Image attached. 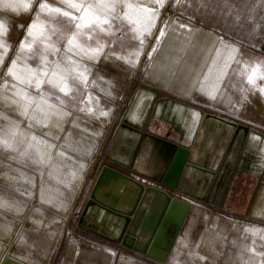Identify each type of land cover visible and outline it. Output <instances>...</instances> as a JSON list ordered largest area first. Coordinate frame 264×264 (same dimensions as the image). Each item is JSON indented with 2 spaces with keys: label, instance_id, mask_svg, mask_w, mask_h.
Here are the masks:
<instances>
[{
  "label": "crops",
  "instance_id": "1",
  "mask_svg": "<svg viewBox=\"0 0 264 264\" xmlns=\"http://www.w3.org/2000/svg\"><path fill=\"white\" fill-rule=\"evenodd\" d=\"M31 3L30 11L1 12L0 20L6 25L18 22L17 15L27 19L33 10V0ZM193 16V20L176 17L166 25L165 36L160 37L145 65L140 48L149 33L141 37L116 19L102 44L103 54L89 60L94 66L90 65L86 81L74 71H66L67 94L58 90L54 100L50 88L46 92L43 86L40 101L30 104L15 94L14 83L1 93V99L24 119L15 122L0 109V142L20 137L31 144L26 154H0L3 258L21 264H264V222L239 216L242 220L235 221L226 245L225 220L217 212L221 209L165 187L170 196L190 204L165 262L77 227L101 167L112 165L104 155L139 84L158 89L159 97L264 133V78L255 76L254 84L247 80L257 64L258 72L264 73V0H201L200 10L193 11ZM8 36L7 31L4 39L9 48L3 55L5 65L0 63V78L11 80L7 75L11 61L26 62L16 51L9 56L14 44ZM115 48L121 50L115 54ZM102 58L105 66L98 70ZM128 66L137 69L136 73ZM123 78H127L124 87L115 89L114 79L122 82ZM30 105L36 110L30 111ZM112 166L139 183L148 179ZM237 192L244 194L245 201L236 209L242 212L251 187L232 186L229 193L238 205ZM211 216L217 228L208 226Z\"/></svg>",
  "mask_w": 264,
  "mask_h": 264
},
{
  "label": "water",
  "instance_id": "2",
  "mask_svg": "<svg viewBox=\"0 0 264 264\" xmlns=\"http://www.w3.org/2000/svg\"><path fill=\"white\" fill-rule=\"evenodd\" d=\"M241 149L251 153L253 172L232 174ZM104 158L189 200L264 222V133L159 97L154 87L137 86ZM112 165L101 167L77 227L165 262L190 204ZM232 184L251 187L242 212L224 206ZM5 249L2 244L0 264H21L3 258Z\"/></svg>",
  "mask_w": 264,
  "mask_h": 264
},
{
  "label": "snow or ice",
  "instance_id": "3",
  "mask_svg": "<svg viewBox=\"0 0 264 264\" xmlns=\"http://www.w3.org/2000/svg\"><path fill=\"white\" fill-rule=\"evenodd\" d=\"M62 2L67 5L66 9L51 4L48 0H40L37 15L27 25L25 38L19 42V50L26 54L38 55L40 64L33 68L27 63L18 64L17 59L14 58L7 68V75L17 82L12 85V88L16 89L15 94L22 100L36 99L30 96L24 86L30 87L34 85L39 90L41 84L45 82V78L49 75V53L59 51L57 42L52 40V35L49 33V25L39 22L41 14L48 17L58 16L66 18L69 27L67 33L63 36L66 40L64 43L65 50L87 53L89 58L93 59L99 58V54L103 51V45L97 41V45L93 47L91 44L83 42L82 38L86 37L90 41L93 33L97 32V30L108 32L116 19L125 22L134 33L142 37L144 32L151 33V28L160 15L156 7L136 3L135 0H94V2L93 0H62ZM156 3L162 6L163 0H156ZM120 5L123 6L124 10L122 13L117 14L116 9ZM2 6L13 11H18L21 8L24 11H30L32 3L31 0H21L20 3H4ZM20 27L24 26L20 25ZM180 27L186 26L180 25ZM54 31L55 29L53 28ZM6 33L7 27L4 21L0 20V63H3V55L9 48L4 39ZM165 34L164 27H161L158 30L157 41ZM141 43H143V40H141ZM152 50L155 51V45H153ZM138 55L139 53H137ZM65 59L72 62L70 56H66ZM56 67L59 69L60 65L57 63ZM259 68L260 65L257 64L253 67L252 72L247 74V80L250 84H254L255 76L264 78V73L258 72ZM72 71L86 81L88 74L86 65L83 68H74ZM51 75L53 78L48 79L47 83L57 88L61 93L67 94L70 89L66 78L59 81L55 80L56 70H53ZM261 91L264 92V89H261ZM106 114V112L101 113V115ZM252 250L254 251V249Z\"/></svg>",
  "mask_w": 264,
  "mask_h": 264
},
{
  "label": "rangeland",
  "instance_id": "4",
  "mask_svg": "<svg viewBox=\"0 0 264 264\" xmlns=\"http://www.w3.org/2000/svg\"><path fill=\"white\" fill-rule=\"evenodd\" d=\"M17 2L20 3L21 0H17ZM48 2L51 4H55L56 6L65 8V9L67 8V5L65 3H63L62 0H48ZM93 2H94V0H93ZM135 2L140 3V4H146L148 6L156 7L160 13L155 27L153 25V27H154V28L152 27L153 30L151 28V33L148 34L147 38L145 39V41L141 45L140 55L144 53V58L141 60L142 65H145V63H147L149 61L152 53L154 52L152 50L153 45H155V47H156V45L158 43L156 37L158 36V30L161 27L165 28L166 25L176 17L188 19V20H191V19L193 20V17L195 18V16H193V11L196 12V11L200 10V7H201V0H163L162 6L158 3H156V0H135ZM39 3H40V0H33V10L31 12V15L27 19L22 17V16L17 15L18 22L12 21V24L6 23V27L8 29L7 30L8 34L11 35V37L9 38V36H8V38L10 41H13V44H14V47H13L12 51L10 52L9 56H13L14 52L16 51V52L20 53L23 60L27 64L31 65L33 68H35L37 65L40 64V60H39L38 55L26 54V53L20 51L19 48L17 49V47H19V42L25 38L27 25L29 23H31L34 16L36 17V15H37ZM2 5L3 4L0 2V13L4 12V13L9 15L12 11L10 9H5ZM123 10H124L123 6L120 5L116 9V13L120 14L123 12ZM20 21H24V23L22 24ZM39 22L40 23H47L49 25V33L52 35V40L54 42H57V47L59 48V51L55 52V53H52V52L49 53V55H48V62H49L48 63V73H49V75L45 78V82L41 84L40 89L37 90L34 85L30 86V87L24 86L27 89L30 96L36 98L34 100H30V104L40 101L43 86L46 88V92H48V88H50L49 89V92L51 94L50 96L54 100H56V98L58 96V94H57L58 89L53 87L51 84L47 83L48 79L53 78L51 75L53 70H56V73H57V75L54 79L59 81L61 79H64L65 74H67L66 71L72 72V69L75 66H77L78 64H80L81 68H83L86 65L88 70L90 69V65L94 66V64L89 63V60L91 58H89V55L87 53L69 52V51L65 50L64 43L66 42V40L63 38V36H64V34L67 33L68 27H69L66 18L58 17V16L48 17V16L41 14L39 17ZM20 25H23L24 27H20ZM11 27H12V29H11ZM53 28L55 29L54 32H53ZM108 33H109V30H108V32H100L99 30H97V32L93 33L92 39L90 41H88L86 37H84L82 39H83V42L89 43L93 47H95L97 45V41H99L100 44L104 43V41L107 38ZM145 42H146V48H147L146 51H144ZM118 49L121 50L120 48H115V50H114L115 54L119 51ZM100 54H103V52H101ZM100 54H99V56H100ZM66 56H70L72 62H69L67 59H65ZM105 61H106V59L102 58V62L99 64L100 66L98 65L99 66L97 68L98 70L103 69V67L105 66ZM114 61L118 62L117 60H114ZM57 63L60 65L59 69H57V67H56ZM128 67L133 69L132 72L134 74L136 73L137 69H134L132 66H128ZM114 68H115L114 69L115 72H117L118 71L117 67H114ZM139 70H141V69H139ZM126 80H127V78H123L122 82H120L117 79H114L115 89L118 90L119 88H123L124 85L126 84L125 83ZM5 81H7V83H5ZM82 81H83V79H82ZM10 83H17V82L12 80V79L9 80V79L0 78V109H2V111L6 112L10 116H12V118H14L15 122H16V119L21 120L24 118L19 115V113L13 107L12 104H10L8 101H6L4 99H1V96H2L1 93H4L6 88L11 86ZM82 92H83V90H82ZM122 96H123V94H122ZM32 109L36 110L35 108H32V106L30 105V111H32ZM120 117H122V116H120ZM18 124H19V122H18ZM19 126H20V124H19ZM19 138L20 137L12 138L11 142H9V138H7L8 139L7 141L0 142V154H26L27 150L29 151L31 149V144L26 143L25 141H21V139H19ZM236 195H237V201H239L238 208H241L242 203L245 201L244 194L237 192ZM226 207H231V209H235L233 206L230 205L229 201L227 202ZM233 211H237V210H233ZM217 212L220 215L219 218L225 220V229L227 230L226 231L227 232V240H225V244L228 245L229 244L228 239L231 240L230 236H232V230L234 228L235 221L236 220H242V219L239 216L231 215V214L224 212V211H221V210L217 211ZM213 218H214L213 216L210 217L211 222L208 226L211 227L214 224L215 227L217 228L218 223L217 222L212 223ZM219 224H221V223H219Z\"/></svg>",
  "mask_w": 264,
  "mask_h": 264
},
{
  "label": "flooded vegetation",
  "instance_id": "5",
  "mask_svg": "<svg viewBox=\"0 0 264 264\" xmlns=\"http://www.w3.org/2000/svg\"><path fill=\"white\" fill-rule=\"evenodd\" d=\"M251 154L250 152H248L247 150L241 149L239 152V156H238V163L237 165H235V167L232 170V174L234 173H238L240 171H247L252 173L253 169H252V165H251V156L249 155ZM250 179H252L250 177ZM233 186V184H232ZM247 198L249 199V195H247ZM229 201L230 205L233 206L235 209H231V207H226L227 202ZM224 206L230 210H236V208H238L237 206V202L234 203V200L232 199L231 193L228 194L227 199L225 201Z\"/></svg>",
  "mask_w": 264,
  "mask_h": 264
},
{
  "label": "built area",
  "instance_id": "6",
  "mask_svg": "<svg viewBox=\"0 0 264 264\" xmlns=\"http://www.w3.org/2000/svg\"><path fill=\"white\" fill-rule=\"evenodd\" d=\"M141 184L144 187H153V188H158V189L164 190V187L161 186L159 183H157L155 181H152V180H149V179H143L142 182H141ZM165 190H168V189H165ZM175 197H177V196H175ZM177 198H179V197H177Z\"/></svg>",
  "mask_w": 264,
  "mask_h": 264
}]
</instances>
